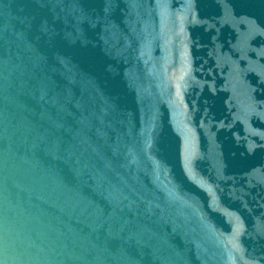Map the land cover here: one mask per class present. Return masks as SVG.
<instances>
[{
    "label": "water",
    "instance_id": "water-1",
    "mask_svg": "<svg viewBox=\"0 0 264 264\" xmlns=\"http://www.w3.org/2000/svg\"><path fill=\"white\" fill-rule=\"evenodd\" d=\"M0 264H264V0H0Z\"/></svg>",
    "mask_w": 264,
    "mask_h": 264
},
{
    "label": "snow or ice",
    "instance_id": "snow-or-ice-1",
    "mask_svg": "<svg viewBox=\"0 0 264 264\" xmlns=\"http://www.w3.org/2000/svg\"><path fill=\"white\" fill-rule=\"evenodd\" d=\"M58 34L47 27V22L32 25L28 36L29 43L34 47L37 55V68L47 64V57L43 55L45 50L53 47L57 41ZM57 60L60 58L57 57ZM46 75V72H45Z\"/></svg>",
    "mask_w": 264,
    "mask_h": 264
}]
</instances>
